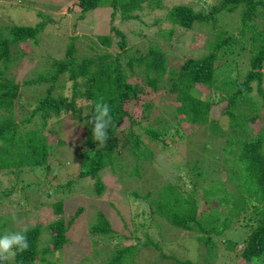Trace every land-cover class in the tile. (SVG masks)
Wrapping results in <instances>:
<instances>
[{
  "label": "trees",
  "instance_id": "obj_1",
  "mask_svg": "<svg viewBox=\"0 0 264 264\" xmlns=\"http://www.w3.org/2000/svg\"><path fill=\"white\" fill-rule=\"evenodd\" d=\"M162 3L163 0H77L81 18L93 9L108 8L110 31L100 34L99 41L107 47L116 42L118 47L125 49L122 55L128 53V34L114 21L116 15L120 21L129 22L139 17L133 11L151 9L154 5L161 7ZM222 11L238 14L236 26L221 23L218 17ZM154 22L159 27L156 33L149 34L148 23L142 21L138 34H145L150 41L157 38L170 41V49L174 48L176 34L190 31L201 22L211 23L214 39L206 42V54L187 58L177 69L167 65L168 55L156 42L146 53L136 49L125 62L107 50L78 57L70 42L64 56L46 54L44 61L48 68L41 66L33 72L31 80L23 82L49 81L51 84L38 96L36 108L20 121L15 109L22 110L25 104L16 69L22 55L32 56L23 51V47L38 43V35L45 24L7 26V34H0V171L19 175L25 169L45 165L50 170L52 149L63 141L58 138V142L49 143L47 131L52 136L57 135L58 130H48L46 120L61 111L70 110L71 116L84 124L85 149L80 155L83 167L76 177L94 179L98 193L103 190L100 169L109 166L113 171H120L126 167L121 163L131 155L134 165L131 174L138 175L146 161L152 162L164 148L196 135L199 128L207 125V139L198 143L200 149L207 151L212 145H219L224 157L214 166L208 156L195 159L185 176L190 180L191 189L168 184L151 201L155 207L153 212L174 227L198 234L199 239H205L206 245L225 243V249L231 252L236 251L237 243L225 239L226 234L241 219L249 218L247 238L235 257L243 264L255 263L264 257V115L262 105L253 94L255 90L264 100V72L261 70L264 68V0H216L210 9L205 7L202 11L194 10L193 5L173 4ZM245 49L249 54L244 53ZM243 60H247V64ZM241 64L247 65L243 74H239ZM63 76L72 82L71 95L55 98L52 95L55 82ZM213 91L226 102L227 130L210 116ZM101 97L110 105L113 117L109 139L103 146L93 140L89 122L94 103ZM78 100H83L82 104L89 102L84 115L82 105L76 104ZM220 138H224V144ZM16 183L10 184V189L16 187ZM199 187L202 189L200 198L195 195ZM4 195H10V191ZM213 199L219 211H214L213 204L209 210H204L203 204ZM52 206L56 217L47 225L49 245L40 252L41 227H30L27 229L28 250L17 252L8 262L37 264L40 254L57 251L69 241L67 232L83 208L79 207L66 220L62 202ZM99 214L98 222L89 231L102 235L111 232L110 223ZM121 253L124 254V250ZM114 256L107 264L121 262V254Z\"/></svg>",
  "mask_w": 264,
  "mask_h": 264
},
{
  "label": "rangeland",
  "instance_id": "obj_2",
  "mask_svg": "<svg viewBox=\"0 0 264 264\" xmlns=\"http://www.w3.org/2000/svg\"><path fill=\"white\" fill-rule=\"evenodd\" d=\"M215 1L163 0L161 7L154 5L151 9L133 11L132 13L138 14L139 17L130 19L129 22L120 21L119 15H116L114 21L119 23L118 27L128 34L126 46L128 53L122 55L125 49L118 47L116 42L112 47H107L99 41L100 34L110 31L107 17L110 12L106 7L93 9L81 18L77 0H31L30 3L22 0H0V34L6 35V27L10 25L45 24L38 35V43L23 47V51H27L32 56L22 55L20 66L16 69L18 73L15 71L18 80L22 83L21 99L25 104L24 109H15L18 121L24 116H29L36 108L38 96L51 84L49 81L40 84L23 83L31 80L33 72L40 70L41 66L45 65L48 68L49 65L44 61L46 54L62 57L67 45L73 42L78 57L93 56L96 52L107 50L114 56H120L121 61L125 62L126 57L136 49L146 53L149 46L156 42L168 55L167 65L177 69L187 58L199 57L208 52L207 43L214 39L215 33L212 26L210 27L211 23L209 25L197 23V27L193 26L190 31L185 30L176 34L173 49L168 46L170 41L162 38L150 41V37L145 34H138V27H141V22L144 21L148 23V33H156L159 27L154 20L163 17L173 4L193 5L194 10L202 11L205 7L210 9ZM220 13L218 19L221 23L230 27L237 24V13L228 14L229 12L225 11ZM226 30L232 31L234 28ZM192 36L196 39L193 40ZM244 53L249 54L248 49H245ZM243 61L247 64V60ZM246 64L239 66V74H243ZM261 70L264 72V68ZM231 74L236 76L233 71ZM55 83L52 91L55 98L70 97L72 82L67 76H63ZM253 94L259 105H262V115H264V100L261 94L255 90ZM160 96L163 98L162 92ZM210 99L213 102L210 116L227 130L229 120L224 115L226 102L222 101L218 92H214ZM82 101L78 100L76 104L82 105V115H84L89 102L82 104ZM69 111L52 114L46 120L48 130L49 128L58 130L57 135L54 133L55 135L52 136L47 131L49 143L58 142V138L63 141L52 149L50 170H47L45 165L33 170L25 169L19 175L9 174L6 170L0 171V193L5 194L6 191H10L8 196L0 195V227H2L0 234L39 225L41 252L49 245L50 233L47 225L56 217L52 204L61 201L66 220L79 207L83 210L67 232L69 241L57 251L40 254L37 264H107L114 254L115 256L121 254L119 264H190V262L243 264L235 254L244 245L243 240L247 238L249 218L241 219L238 225L233 226L226 234L225 239L237 243L236 251L231 252L225 249V243L206 245L203 241L205 239H199L198 234L174 227L153 212L155 207L151 201L168 184L191 189L190 180L185 176L189 170L188 166L195 159L208 156L214 166L224 157L219 145H212L208 152L200 149L198 143L207 139V125L199 128L196 135L180 139L164 148L162 154L156 155L152 162L146 161L145 166L138 171V175L131 174L134 168L131 155L121 163L126 167H122L120 171L118 169L113 171L109 166L100 169L98 174L103 190L98 193L94 187V179L76 177L83 167L80 155L85 149V128L83 122L72 117ZM37 116L38 114L35 118ZM220 141L224 144V138H220ZM15 182H17L16 187L10 189V184ZM201 194L202 189L199 187L195 195L200 198ZM212 204L216 207L214 211H219L214 199L209 204H203V209L209 210ZM223 211H226V208ZM99 213H102L110 223L111 232L102 235L92 234L89 231L90 227L98 222ZM127 248L129 249L126 250ZM123 250L124 254L121 253ZM262 263L264 264V257L251 264ZM4 264H13V262L7 261Z\"/></svg>",
  "mask_w": 264,
  "mask_h": 264
},
{
  "label": "clouds",
  "instance_id": "obj_3",
  "mask_svg": "<svg viewBox=\"0 0 264 264\" xmlns=\"http://www.w3.org/2000/svg\"><path fill=\"white\" fill-rule=\"evenodd\" d=\"M111 107L101 97L94 103L90 123L92 124V138L103 146L109 139V129L113 124ZM27 228L19 231H6L0 235V264H4L17 252H24L29 248Z\"/></svg>",
  "mask_w": 264,
  "mask_h": 264
}]
</instances>
